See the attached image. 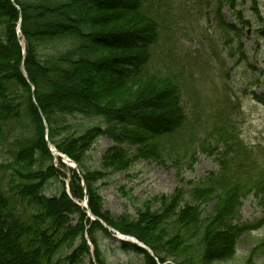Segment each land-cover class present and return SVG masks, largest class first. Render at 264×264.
<instances>
[{
    "label": "trees",
    "instance_id": "1",
    "mask_svg": "<svg viewBox=\"0 0 264 264\" xmlns=\"http://www.w3.org/2000/svg\"><path fill=\"white\" fill-rule=\"evenodd\" d=\"M146 2L0 0V140L4 125L11 120L21 125L12 135L11 158L0 164V264H83L88 258L84 233L96 264H106L99 245L106 230L86 220L74 203L85 195L93 216L135 237L161 262L170 258L176 264L229 263L236 259L241 237L264 223L233 224L246 186H251L247 194L253 192L264 205V175L248 174L255 169L245 163L240 148L226 140L223 154L216 146L204 150L217 153L218 173L189 186L187 194L177 190L143 202L136 220L116 219L103 211L99 188L110 173H128L140 159L160 165L171 161L178 168L184 155L180 151L191 144L173 138L187 124L177 107L178 76L147 69L159 34ZM236 2L217 0V10L227 5L235 10L239 25L250 27ZM19 20L23 55L16 34ZM218 20L240 36L221 17ZM258 32L264 38V27ZM43 122L48 143L77 165L81 178L69 172V195L64 191V166L59 161V170L52 165ZM101 138L114 146L101 157L100 168H93L88 153ZM51 181L59 183L60 190L44 195ZM120 192L126 196L123 189ZM185 195L190 201L185 202ZM212 201L211 210L202 215L199 207L205 212L203 207ZM70 217L76 218L74 226ZM121 246L142 254L145 264H154L142 251ZM263 253L264 242L259 241L241 264H256Z\"/></svg>",
    "mask_w": 264,
    "mask_h": 264
},
{
    "label": "rangeland",
    "instance_id": "2",
    "mask_svg": "<svg viewBox=\"0 0 264 264\" xmlns=\"http://www.w3.org/2000/svg\"><path fill=\"white\" fill-rule=\"evenodd\" d=\"M203 1L201 0L199 6L196 0L146 2L159 27V40L153 49V57L147 64V69L161 73L170 70L173 75H179L177 82L180 83L183 96L181 104L177 107L181 105L196 126L204 124L205 128H197L192 137L187 130L175 135L191 142L186 147V157L180 161L179 171L169 164L163 167L153 160H141L128 173H111L101 186L99 194L104 200V210L114 217L118 218L126 213L134 217L132 205L139 207L146 199L170 195L175 190L187 194L189 184L197 186L201 181L215 175L220 169L219 162L215 153L213 156L208 155L204 150L212 151V146L222 143V136L232 135L241 141L247 156H252L264 164V104L261 102L264 101V41L250 32L254 29L248 31V34L240 39L243 55L247 60L236 63L239 57L237 40L226 45L227 37L233 38V33L219 25L215 4L206 7V3L214 0ZM245 1L243 6L248 10L250 4L248 0ZM255 1L258 11L264 13V0ZM220 14L224 23H233L232 14L228 9L224 8ZM246 19L252 17L246 14ZM254 25L256 28L260 27L259 23ZM229 52L234 55V59L227 55ZM248 65H252L256 71H251ZM192 111L196 112L193 117ZM218 113L221 114L220 117ZM20 126L16 120H11L3 126L0 164L8 163L7 160L11 158L8 151L13 150L12 135L21 130ZM110 147L112 144L109 140H98L88 153V165L99 168L101 156ZM218 152L222 153L223 148ZM247 161V164L251 163V168L256 170L252 176L264 169L259 167L260 164L256 161L251 162L249 157ZM230 165L233 166L232 163ZM62 172L68 179L67 170ZM48 187L45 195L57 194L60 190L56 181H51ZM250 188L249 185L241 190V206L238 216L233 220L234 224L257 223L264 219V205L259 204L253 192L247 194L251 191ZM120 189H123L127 198L121 195ZM128 197L140 202L130 204ZM185 199L188 201L190 196L185 195ZM213 204V201L208 203L203 210L209 212ZM201 209L202 207L199 208ZM70 221L72 225L76 222L73 218H70ZM257 241L264 242V227L243 235L236 248V259L225 264H241L247 251L253 249ZM100 248L108 264H144L141 257L123 252L111 237H104ZM255 263L264 264V253Z\"/></svg>",
    "mask_w": 264,
    "mask_h": 264
},
{
    "label": "bare ground",
    "instance_id": "3",
    "mask_svg": "<svg viewBox=\"0 0 264 264\" xmlns=\"http://www.w3.org/2000/svg\"><path fill=\"white\" fill-rule=\"evenodd\" d=\"M67 165L69 166V163H67Z\"/></svg>",
    "mask_w": 264,
    "mask_h": 264
},
{
    "label": "water",
    "instance_id": "4",
    "mask_svg": "<svg viewBox=\"0 0 264 264\" xmlns=\"http://www.w3.org/2000/svg\"><path fill=\"white\" fill-rule=\"evenodd\" d=\"M59 156V155H58Z\"/></svg>",
    "mask_w": 264,
    "mask_h": 264
}]
</instances>
